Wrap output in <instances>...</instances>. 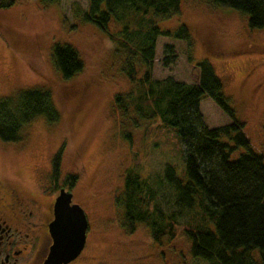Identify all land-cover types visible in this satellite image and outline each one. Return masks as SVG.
Segmentation results:
<instances>
[{
	"label": "rangeland",
	"instance_id": "rangeland-1",
	"mask_svg": "<svg viewBox=\"0 0 264 264\" xmlns=\"http://www.w3.org/2000/svg\"><path fill=\"white\" fill-rule=\"evenodd\" d=\"M7 1L10 6L0 8V98L14 99L29 89L48 91L59 114L55 123L42 117L27 123L18 141L0 140V184L36 201L29 228L14 238L15 249L22 253L17 263H43L51 244L47 229L51 190L72 176L73 201L83 209L88 226L84 248L69 264H206L190 255L189 241L181 231L186 216L176 218L173 239L164 236L159 242L152 240L145 224H137L131 233L121 226L119 198L128 171L148 177L154 187L164 165H170L182 181L186 175L174 128L158 118L138 117L131 108L123 113L114 104L115 95L134 87L122 72L125 59L116 40L120 26L110 21V39L87 22L86 0ZM247 19L211 0H179V13L158 27L174 32L184 25L189 41L158 36L149 72L154 80L171 77L196 83V63L209 61L235 120L243 125L253 150L261 153L264 27L250 29ZM55 45L71 47L81 61V71L69 80L54 67ZM165 45L174 53L167 65ZM132 64L138 79L147 69L136 58ZM199 111L209 128L231 122L208 98L201 100ZM60 148L59 176L52 181L51 161ZM158 186L162 209L173 211L172 193L164 184ZM40 190L48 194L41 195Z\"/></svg>",
	"mask_w": 264,
	"mask_h": 264
},
{
	"label": "trees",
	"instance_id": "trees-1",
	"mask_svg": "<svg viewBox=\"0 0 264 264\" xmlns=\"http://www.w3.org/2000/svg\"><path fill=\"white\" fill-rule=\"evenodd\" d=\"M213 4L245 14L250 29L264 27V0H211ZM83 16L87 22L110 39L108 25L120 26L118 49L125 64L122 72L133 90L114 96L117 109L129 108L141 118H158L175 129L183 149L186 181L175 175L170 165H164L162 176L152 186L148 177L128 171L124 178L119 205L122 208V228L131 233L137 224L150 229L154 242L161 237L173 239L177 220L186 216L181 231L189 241L190 255L206 264H264V150L257 153L249 144L243 125L235 120L233 109L223 95L222 84L210 62L195 65L196 83H183L167 77L154 80L149 66L154 58L158 36L189 41L184 25L174 32L161 30L158 23L179 13V0H86ZM11 2L0 0V8ZM164 65L171 63L174 53L164 46ZM133 58L145 67L135 78ZM53 64L64 80L82 69L76 52L67 45H55ZM190 59V58H189ZM210 99L231 120L225 125L209 128L199 111L201 100ZM42 117L50 124L59 114L48 91L29 89L14 99L0 98V140L21 139L24 125ZM62 148L51 161L50 179L59 176ZM234 156V157H233ZM74 177L65 178L72 187ZM164 184L173 195V211L166 213L158 194ZM256 251V252H255Z\"/></svg>",
	"mask_w": 264,
	"mask_h": 264
},
{
	"label": "water",
	"instance_id": "water-1",
	"mask_svg": "<svg viewBox=\"0 0 264 264\" xmlns=\"http://www.w3.org/2000/svg\"><path fill=\"white\" fill-rule=\"evenodd\" d=\"M87 218L83 209L71 203V193L60 190L53 203V219L47 229L51 244L42 264H68L84 248Z\"/></svg>",
	"mask_w": 264,
	"mask_h": 264
},
{
	"label": "flooded vegetation",
	"instance_id": "flooded-vegetation-1",
	"mask_svg": "<svg viewBox=\"0 0 264 264\" xmlns=\"http://www.w3.org/2000/svg\"><path fill=\"white\" fill-rule=\"evenodd\" d=\"M60 190L70 192L71 203H74L73 187L65 184L64 179L60 186L58 185L51 190V201L48 205L49 222L53 219V203ZM40 194L48 193L40 190ZM35 202L34 198L27 197L19 189L0 184V264H18L17 259L22 256V253L21 250L15 249L16 240L14 238L29 228L30 217L33 215V211H36V207H33Z\"/></svg>",
	"mask_w": 264,
	"mask_h": 264
}]
</instances>
